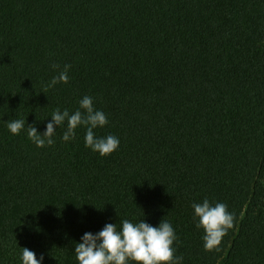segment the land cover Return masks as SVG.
Masks as SVG:
<instances>
[{"label": "trees", "instance_id": "16d2710c", "mask_svg": "<svg viewBox=\"0 0 264 264\" xmlns=\"http://www.w3.org/2000/svg\"><path fill=\"white\" fill-rule=\"evenodd\" d=\"M84 96L114 153L84 126L65 142L67 122L52 146L28 138ZM205 199L235 216L211 251ZM125 219L169 221L182 264H264V0H0V264H79L86 232Z\"/></svg>", "mask_w": 264, "mask_h": 264}, {"label": "clouds", "instance_id": "9594fccd", "mask_svg": "<svg viewBox=\"0 0 264 264\" xmlns=\"http://www.w3.org/2000/svg\"><path fill=\"white\" fill-rule=\"evenodd\" d=\"M58 65H53L57 69ZM71 65H64L46 86L54 87L58 83H68ZM39 95V94H38ZM67 127L63 132L62 139L67 142L75 138L76 129L86 127L85 146L101 156L114 153L120 144L117 137L108 135L105 138L97 137L93 129L104 127L108 121L104 112L96 110L93 106V98L84 96L79 101V108L70 113L67 109L63 112L56 109L51 117V122L46 125L43 134L38 133L35 125H27L28 138L40 148L45 144L52 146V137L56 127ZM8 130L13 135H18L25 129V121L12 119L7 122ZM194 218L197 220L196 227L204 230V248L206 251L216 249L227 231L233 227L235 216L228 211L224 203L211 204L208 199L202 203H194ZM117 224H106L97 234L86 232L82 242L75 244V255L79 264H182L183 256L175 255L174 242L177 237L169 221L163 219L158 227L147 223L144 219L133 223L125 219ZM22 264H42L43 256L36 258V254L28 248H21Z\"/></svg>", "mask_w": 264, "mask_h": 264}]
</instances>
